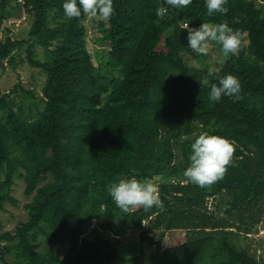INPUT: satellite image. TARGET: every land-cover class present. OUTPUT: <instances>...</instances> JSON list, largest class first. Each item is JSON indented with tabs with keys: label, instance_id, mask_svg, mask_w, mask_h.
Masks as SVG:
<instances>
[{
	"label": "trees",
	"instance_id": "16d2710c",
	"mask_svg": "<svg viewBox=\"0 0 264 264\" xmlns=\"http://www.w3.org/2000/svg\"><path fill=\"white\" fill-rule=\"evenodd\" d=\"M65 2L0 0V80L19 59L44 74L40 92L20 79L8 89L0 83V211L18 203L15 178L32 195L26 219L0 230V264H257L236 240L257 232L264 219V0H228L227 14L211 17L206 0L187 8L114 0L108 20L68 18ZM159 7L167 9L163 17ZM22 12L32 16L29 31L14 38V23L2 24ZM204 21H227L244 34L242 51L228 57L227 74L242 85L237 102L209 100L210 85L227 74L199 82L210 66L188 47L187 28ZM96 31L105 33L93 39L99 63L88 44ZM190 56L201 64L189 63ZM182 92L191 109L178 107ZM202 132L236 149L234 165L210 188L183 176ZM155 176L163 207L128 213L115 207L139 240L88 231L100 206H114L108 185ZM177 229L185 240L164 247L166 233Z\"/></svg>",
	"mask_w": 264,
	"mask_h": 264
},
{
	"label": "clouds",
	"instance_id": "9594fccd",
	"mask_svg": "<svg viewBox=\"0 0 264 264\" xmlns=\"http://www.w3.org/2000/svg\"><path fill=\"white\" fill-rule=\"evenodd\" d=\"M228 0H206L208 16L216 13L227 14ZM173 8H187L192 0H166ZM65 16L79 18L82 13L89 18L100 17L110 19L115 14L114 0H66L63 4ZM167 9L159 7L156 15L163 17ZM188 47L198 55L207 56L210 44L215 42L222 45L225 58L238 56L245 46L244 34L234 30L227 21L221 23L203 22L198 28H187ZM217 69L209 67L207 76L199 81L201 86L209 85L208 77L216 75ZM242 85L233 74L219 77L218 83L210 85L209 100L219 102L227 96L237 102L243 99ZM234 142L220 135L202 132L191 144L190 164L184 170L183 176L191 183L201 188H210L224 178L228 166L234 165ZM107 192L115 205L124 213L143 208L149 211L153 207H163V202L157 186L151 181H141L136 178H121L107 187ZM260 264V257H256Z\"/></svg>",
	"mask_w": 264,
	"mask_h": 264
},
{
	"label": "rangeland",
	"instance_id": "374dc122",
	"mask_svg": "<svg viewBox=\"0 0 264 264\" xmlns=\"http://www.w3.org/2000/svg\"><path fill=\"white\" fill-rule=\"evenodd\" d=\"M16 18L20 19V23L16 22L11 27V36L14 38H25L28 34L29 27L32 21V16L28 13L22 12L20 15H17ZM96 36L105 37V33L101 31H96V33H88V44L91 49L92 54L94 55V60L96 63H99L98 56L96 54L97 43L93 40ZM38 57L43 58L42 48H37ZM101 55V53H99ZM194 54H196L194 52ZM194 56V55H193ZM190 56L187 58V61L193 65L199 66L201 63L195 57ZM205 60L210 67H214L219 72L224 74L229 73L230 71V60L225 58L222 54V45L215 42L210 44L209 54L205 56ZM20 65L16 69L8 68L5 72L3 78H1V86H4V89L10 88L15 82L20 79L23 85L26 87H32L35 92H40L41 87L44 83V74L37 69L30 68L26 62L19 59ZM173 81L178 83L181 90H183V78L180 73L173 75ZM39 102V101H37ZM181 109H191L188 98H186L185 92L181 93V103L178 106ZM1 114V112H0ZM159 177L155 176L152 179V183L158 186ZM12 194L18 199L17 204H12L7 202L6 209L0 211V230L6 231L11 230L16 227V225L24 221L28 215V209L25 207V204L32 201V195L26 194V184L23 180L15 178L12 185ZM117 207L114 203V206H100L97 210V213L92 216L91 223L88 228V231H91L95 227H99L101 231L109 235L112 238H121L123 242L135 241L138 239V232L132 231L126 225V221L122 216V212L117 210ZM214 202H211L210 208L214 209ZM139 240V239H138ZM185 240V231L184 230H171L168 231L164 238V247L173 246L182 243ZM237 243L245 246L251 254H255L264 258V219L258 225V231L254 232L248 237L240 235L236 240ZM61 250V247L58 246ZM150 252L154 250V247L149 249Z\"/></svg>",
	"mask_w": 264,
	"mask_h": 264
},
{
	"label": "built area",
	"instance_id": "2783aa9c",
	"mask_svg": "<svg viewBox=\"0 0 264 264\" xmlns=\"http://www.w3.org/2000/svg\"><path fill=\"white\" fill-rule=\"evenodd\" d=\"M19 1H22V0H19ZM20 21V19H16V18H14V19H9V20H7V21H5L2 25L4 26V25H12L13 23H16V22H18V23H20L19 22ZM185 26H187V23L185 22V23H183V27H185ZM1 36H2V27H0V38H1Z\"/></svg>",
	"mask_w": 264,
	"mask_h": 264
}]
</instances>
